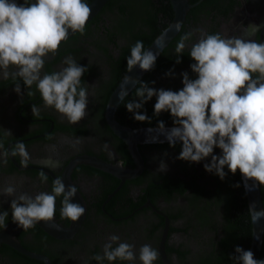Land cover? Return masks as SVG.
<instances>
[{"label": "flooded vegetation", "instance_id": "obj_1", "mask_svg": "<svg viewBox=\"0 0 264 264\" xmlns=\"http://www.w3.org/2000/svg\"><path fill=\"white\" fill-rule=\"evenodd\" d=\"M93 1L84 0L88 5ZM16 2L23 4L24 0ZM187 2L191 7L178 33L160 53L154 68L142 76L117 106L113 116L119 125L132 130L158 127L160 121L165 126L174 125L169 112L154 113L155 96L138 110L147 115L150 123L134 120L125 105L140 102L136 96L139 82L156 90L179 91L183 88L182 73L187 72L190 79L197 78L190 68L195 63L189 56L191 45L179 57L181 63H176L175 48L184 33L202 29L223 37H244V28L255 25L260 31L244 38L264 43V0ZM173 17L170 0H106L86 23L83 35L74 33L61 43L54 56L49 54L41 75L66 67L63 61L67 57L88 69L81 78L82 86L88 91L87 115L78 124H70L54 109L45 108L35 84L28 89L23 80L0 79V143L4 146L0 152H9L6 164L0 157V189L12 184L16 196L27 193L33 198L40 192L51 193L56 177L62 178L67 166L83 156H92L115 167L116 173H112L78 161L65 175L66 186L74 185L77 189L74 203L85 208L80 224L71 235L54 236L38 224L17 231L14 238L18 244L45 257L49 264H101L93 257L103 255V245L112 234L135 245L136 264H140L139 248L146 243L159 252L154 264H239L234 259L238 255L235 248L249 249L251 234L248 241L239 234L243 233L240 220L247 213L250 217L239 171L233 175L225 167L227 175L221 180L204 169L210 157L199 163L177 159L182 150L180 143L174 147L167 141L137 143L134 154L106 117L110 96L128 71L126 58L131 46L142 41L143 45L148 43L146 49ZM198 35L189 43H194ZM17 82L19 94L14 90ZM33 105L41 109L38 117L33 116ZM18 141L26 145L30 156L26 167L21 165L19 155L11 156V149ZM213 154L222 153L215 148ZM49 157L58 160L60 167H44L41 162ZM161 162L167 166L164 172L158 171ZM135 169L137 173L126 175L125 171ZM41 172L47 175L46 182H41ZM260 191L264 207V187ZM14 198L0 195V211L9 212L7 225L13 222L10 204ZM62 199V196L56 198L54 221L68 228L71 220L60 215ZM0 264L46 262L8 242H0ZM102 264L110 262L104 260ZM111 264L132 262L117 260Z\"/></svg>", "mask_w": 264, "mask_h": 264}, {"label": "clouds", "instance_id": "obj_2", "mask_svg": "<svg viewBox=\"0 0 264 264\" xmlns=\"http://www.w3.org/2000/svg\"><path fill=\"white\" fill-rule=\"evenodd\" d=\"M90 15L91 8L84 0H36L35 3L24 0L23 4L0 0V79L23 80L28 89L35 84L44 107L54 109L73 125L87 115L88 91L82 86L81 78L88 69L67 57L63 61L66 67L60 71L43 75L41 72L49 54L54 56L61 43L68 39L69 30L84 34ZM180 28L181 24L177 23L175 29ZM259 31V27L249 25L244 28V37H252ZM197 33L196 41L189 43ZM244 37H223L202 29L184 33L175 48L176 63H181L179 57L191 45L189 56L195 63L190 68L197 78L193 80L187 72L182 73L183 88L179 91L156 90L139 82L136 96L140 102L131 101L125 107L133 113L134 120L150 123L147 115L138 110L155 96L154 113L169 112L174 118L171 129L166 130L164 122L160 121L158 130L171 147L182 144L177 159L199 163L210 157V163L204 164L206 172L223 180L227 167L233 175L239 171L244 183L252 181L253 187L258 188L264 187V43ZM156 59V54L145 50L143 42L137 41L127 57L128 71L137 65L144 72L151 71ZM14 90L17 94L21 92L18 82ZM126 95L120 97L121 101ZM31 111L38 117L41 109L33 105ZM6 134L11 135L8 131ZM3 148L0 143V150ZM215 148L222 154L214 155ZM8 155L7 150L0 152L5 164ZM17 155L21 157V165L26 167L30 156L22 141L11 149V156ZM41 163L46 168L60 167V162L50 157ZM166 170V164L161 162L158 171ZM47 178L44 172L40 173L41 182H46ZM245 187L248 189L246 183ZM76 194V187L72 185L66 190L60 177L53 181L51 193L40 192L34 198L27 193L16 196V187L12 184L0 189L2 196H15L10 204L12 221L24 230L41 221H53L56 198L61 196V218L78 221L85 208L71 202ZM249 213L253 223L264 220V209L256 211L255 203L249 207ZM8 216V211H0V228L7 227ZM235 252L238 255L234 259L239 264H264V260L254 259L251 250L237 246ZM158 258L159 252L150 244L139 248L140 264H154ZM93 259L101 264L104 260L110 264L117 260L136 264L137 252L134 244L112 234L103 245V255Z\"/></svg>", "mask_w": 264, "mask_h": 264}, {"label": "water", "instance_id": "obj_3", "mask_svg": "<svg viewBox=\"0 0 264 264\" xmlns=\"http://www.w3.org/2000/svg\"><path fill=\"white\" fill-rule=\"evenodd\" d=\"M36 0H33V3H35ZM106 2V0H94L89 6L91 8V15L90 18L96 14V12L100 9V7ZM170 3L173 8V13L174 17L172 21L169 23L168 27L165 28L153 41L152 43L145 49L152 51L154 54L158 56L160 53L163 51L164 48L167 47L169 42L173 39V37L178 33V31L175 29V25L177 23L183 24L186 13L191 7V5L187 2V0H170ZM89 18V19H90ZM74 33H71V30H69V36L73 35ZM146 72L140 70L139 66L137 65L131 72L127 71L119 84L115 87L114 91L112 92L110 99L108 101V106L106 110V117L108 119L109 124L113 127V130L117 135H119L121 138L126 140V142L129 144V148L132 153L136 154L137 152V143H147V142H162V141H167L165 136L161 134L158 130V127H144V128H139L136 130H132L130 128L124 127L119 125L115 120H114V112L121 102L120 97L124 93H130V91L136 86L137 82L142 78V76ZM127 79V82L125 78ZM127 96V95H126ZM124 99V98H123ZM174 126V125H173ZM173 126H165V129H171ZM151 129V131H149ZM84 162L87 164H93L97 165L100 168H103L105 170H109L112 173H116L114 171L115 167L106 164L105 162H102L100 160L97 161L96 158L92 156H83L80 158L75 159L74 162H71L69 166L66 168L65 175L72 169L74 163L76 162ZM117 170V169H116ZM125 171V170H124ZM126 175H133L137 173V169L131 170V171H125ZM65 175L62 177V181L66 186V177ZM241 176V174H240ZM69 179L67 178V181ZM241 180L243 183V189L245 192V196L247 199V205L248 209L249 207L255 203L256 205V211H259L261 209H264L263 207V202H262V195L260 191V187L254 188V182L252 181H247L245 182L247 184L248 189L245 187L244 179L241 176ZM67 190V186H66ZM77 197V196H76ZM74 203V200H72ZM83 217V216H82ZM82 217L78 221H71V225L68 228H64L60 226L58 223H56L54 220L51 222H44L41 221L37 223L41 228H43L44 231L48 232L51 235L57 236V235H63V236H68L71 235L72 233L75 232L76 228L80 224ZM250 220H251V241H250V246L248 250H251L254 254V259H258L261 248H262V243H263V237H264V220H261L259 223H253L251 219V214H250ZM21 229L20 227L17 226L15 223H10L7 225L5 230H0V242H8L10 245L14 246L16 249L19 251L35 258H39L41 260H44L46 264H49V261L36 253L29 252L22 248L19 244L18 241L15 240L14 236L17 233V231ZM162 247V246H161Z\"/></svg>", "mask_w": 264, "mask_h": 264}, {"label": "trees", "instance_id": "obj_4", "mask_svg": "<svg viewBox=\"0 0 264 264\" xmlns=\"http://www.w3.org/2000/svg\"><path fill=\"white\" fill-rule=\"evenodd\" d=\"M149 43L152 41L151 40V38L149 37ZM146 45H148V43H145L144 44V47L146 46ZM130 55V54H129ZM128 57V56H127ZM127 59V58H126ZM157 64V62L155 63V65ZM240 223L242 224L241 225V230L243 231V233H239V234H241V235H243V238L245 239H247V241L249 240V237H250V234H251V224H250V217H249V215H248V213L245 215V218H244V220L242 221V220H240ZM229 229V228H228ZM264 243V242H263ZM227 247H229V246H227ZM264 258V244H263V247L261 248V252H260V255H259V257H258V259L257 260H264L263 259Z\"/></svg>", "mask_w": 264, "mask_h": 264}]
</instances>
